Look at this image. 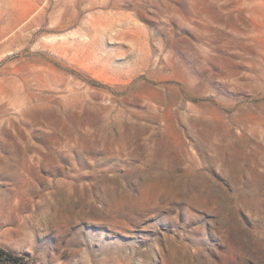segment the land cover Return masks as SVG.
<instances>
[{"label":"rangeland","instance_id":"obj_1","mask_svg":"<svg viewBox=\"0 0 264 264\" xmlns=\"http://www.w3.org/2000/svg\"><path fill=\"white\" fill-rule=\"evenodd\" d=\"M0 247L264 264V0H0Z\"/></svg>","mask_w":264,"mask_h":264},{"label":"trees","instance_id":"obj_2","mask_svg":"<svg viewBox=\"0 0 264 264\" xmlns=\"http://www.w3.org/2000/svg\"><path fill=\"white\" fill-rule=\"evenodd\" d=\"M0 264H21L20 258L0 247Z\"/></svg>","mask_w":264,"mask_h":264}]
</instances>
